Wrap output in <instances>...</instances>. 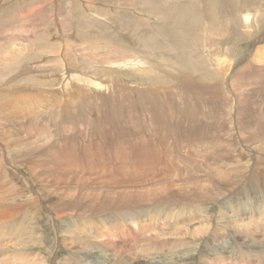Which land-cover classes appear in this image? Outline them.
Returning <instances> with one entry per match:
<instances>
[{"label":"rangeland","instance_id":"obj_1","mask_svg":"<svg viewBox=\"0 0 264 264\" xmlns=\"http://www.w3.org/2000/svg\"><path fill=\"white\" fill-rule=\"evenodd\" d=\"M245 14L250 15V33L240 25V18ZM185 35H188L187 40L184 39ZM205 37L211 44H204ZM65 44L78 50L90 49L97 53L112 47L118 49L119 54L116 56H121V59L139 56L137 58L156 60L159 70L163 71H156V79L141 77L129 71L114 72L112 75L119 79L118 90L122 93L129 92L134 86L152 87L148 83L151 81L174 88L179 84V79L182 80L186 75L201 81L210 80L212 75L209 73L208 64L201 62L196 65L192 62V57L197 51L203 55V48L209 47L213 57L227 53L230 68L225 73L226 81L221 86L223 96L230 101L225 115L232 125L231 136L235 142V150H231V154L220 165L225 166V175L229 179L238 178L240 183L232 186L226 184V181L221 182L220 178L216 179L222 184L220 187L224 190L221 193L224 195L212 192V201L206 202L208 204L200 203L202 213L198 211L193 214L190 211L191 215H183L175 210L174 217H164L160 213L155 218L151 199L144 204L145 213L142 215L132 213L131 216L129 213L123 218L111 209L108 211L110 214L106 212L93 217L80 214L81 217H77L68 211V220L67 216L61 218L52 210L53 206L49 203L58 196L49 192L48 182L62 184L79 179L91 183L101 182L102 177L98 178L96 173L100 171L103 174L111 168L108 174L112 175L113 183L127 186H104L98 190L101 194L113 190L121 192L123 188L129 195L135 193L153 198L164 185H151L155 181L148 185L143 180L149 179L153 172L148 173V176L145 173L147 177L144 178V173L123 168L118 159H111L109 166L101 167L104 171L97 168H90L92 170L89 171L84 165L59 164L62 160L51 163L52 158L48 157L39 158L34 165H20L14 163L15 155L1 154L0 203L16 206L22 202L25 207L21 210L18 205V209L15 208L13 214H10L11 217H8L9 221H0V264H37L36 261L40 260L38 264H264V190L260 189L258 195L248 193L241 196L239 204L227 200L234 198L237 190L244 187L256 166L260 170L264 168L260 164V161L264 162V144L257 141L255 144L249 143L240 134L239 127L238 130L233 127V123H237L236 101L241 93L235 89L233 92L234 87L231 84L234 73L249 61V54L264 45V0H0V142L11 138L19 140L21 145L28 148L36 141L39 145L48 144L52 138L42 136L41 133L44 129L53 130L56 117L51 118L44 113L48 110L60 111L59 104L69 101L68 99L71 104L78 102L71 95H64L59 91L62 89L63 73L56 55L65 51ZM100 46H104V49ZM69 53L68 58H76L78 63L75 64H79L80 69L91 66V61L84 60L79 63L81 52L78 53L70 47ZM175 53L179 59L185 60L183 65L176 66L177 63L172 57ZM110 54L104 55L113 56ZM7 62L10 64L6 65ZM153 67L156 65L153 64ZM140 82L143 84L139 85ZM259 87L258 90H264V84ZM258 102L261 100L258 99ZM253 109H257V105ZM77 112L81 114L79 110ZM42 114L45 116L41 117ZM26 117L31 120L25 122ZM77 119L79 120L78 113ZM69 128L71 125H67L63 134H71ZM31 129L32 132L29 131ZM80 135L83 136L80 139L88 141L84 137L85 133ZM1 145L4 147V140ZM203 153L196 151L195 158L193 156L191 159L195 160L197 171L200 170L198 175L201 172H210L201 167L203 164L200 163L205 157ZM191 160L184 165H188ZM57 164L63 166L59 167ZM176 166L183 171L185 169L183 164L177 163ZM208 167L212 170L210 175L213 176L214 173L216 177L219 174V167ZM140 179L142 181L138 183L137 180ZM60 187L66 189L64 185ZM117 197L118 194L115 193L114 198ZM188 210L191 208L188 207ZM108 215L112 216L111 219ZM186 231L190 233L186 234ZM191 232H195L194 235ZM18 253L21 254L20 257Z\"/></svg>","mask_w":264,"mask_h":264},{"label":"bare ground","instance_id":"obj_2","mask_svg":"<svg viewBox=\"0 0 264 264\" xmlns=\"http://www.w3.org/2000/svg\"><path fill=\"white\" fill-rule=\"evenodd\" d=\"M240 19V25L242 24L245 31L250 33V15L245 14ZM184 39L187 40L188 35H185ZM205 39L206 42L204 44H211L207 37H205ZM181 40L184 42L182 38ZM206 45L204 46L207 47ZM65 46V51L60 55H56L58 66L61 67V72L63 73L61 80L62 89L59 91L63 92L64 95H71L73 99H75V102H78L71 104L70 99H68L69 101L66 100L65 103L63 102L59 104L60 111L56 112L55 110H48L44 113L50 115L49 117L51 118H54V116L56 117V120L52 125V127H54L53 130L48 131L44 129L41 133L42 136H49L52 138L48 144L39 145V142L37 141L33 143L30 142L31 146L28 148L26 145H21L19 140H11V138L3 139L5 145L4 147L2 145V147L0 146V156L5 153H8L9 156L15 155V160L13 161L15 164L20 165L30 163L34 165L39 158L48 157L52 158L50 159L52 160L51 163H56L58 160H62L59 164L65 166L67 164L68 166L73 164V166L84 165L89 171L92 170L90 168H97L104 171L101 167L109 166L111 159H118L119 163H121L122 167L125 169H134L135 171L144 173V175L147 173V176L148 173L153 172V174H150L151 177L149 179L147 178L146 180H143L147 181L148 185L155 181L151 185L163 184L164 186L161 190L159 189L160 191L156 193V195H153V198H149L148 196L143 197L141 195H136L135 193L129 195V193L123 189L126 188L125 186L127 185L122 183H120L122 185H116L113 183L112 175L108 174V171L111 168L107 169L103 174L99 173L100 171L96 173L98 178L102 177L103 180L101 182L95 181V183H91L84 179L76 180L77 178H74L76 181H67L62 184L48 182L47 186L49 187V192L58 196L56 200L51 201L49 204L53 206L52 210H54L59 217L67 216L68 219L69 216L66 215V212L68 214V211H70L71 214L77 215V217L78 215L80 216V214H83L84 216L86 215L87 217H93L106 212L110 214L108 211L111 209L115 213L120 214L123 218L129 215V213L131 216L132 213H134L133 215H142V213H145L144 204L150 202L151 199L153 200L150 204H154L153 214L155 218H157L160 213L164 217H170L175 214V210L183 213V215H191V212L193 214H196L198 211L201 212L200 203L212 201L214 192L222 194L221 192L224 188L220 187L222 184L218 183V178H220L221 182L225 183L226 181V184L232 186H236L240 183L238 178L229 179V177L225 175L227 172L224 171L225 166L223 167L220 165L224 163L228 155L231 154V150H233V152L235 150L233 148L235 142L232 140L231 136L232 125L227 121V116L225 115V110L230 104V101L223 96L221 86L225 83V73L230 68L228 64L230 60L227 53H225L224 56L219 54L218 56L213 57L209 47L208 49L203 48V55H200L198 51L195 56L192 55L194 61L190 58L194 64L196 63V65L201 62L208 64L207 67H209V73L211 72V78L215 81H212V79L207 81L202 79L203 81H201L200 79H196V77L186 75L184 78L182 77V80L179 79V84L174 86V88L172 86H163L158 81H151L148 83L152 87L139 88V86H134L129 92L126 91L125 93H122L118 90L120 88V85L118 84L119 79L114 78L112 75L114 72L119 73V71H129L141 75V77L156 79L158 75H156V71L163 72L159 70V64L155 62L156 60L154 59L155 61H152V59L143 57L137 58L139 56L136 57L133 55V57H127V59H124V57L121 59V56H116L119 54L118 49H112V47H108L109 50L107 51V48L105 47V52L97 53L90 49L85 48L86 50H78L77 48L75 49L73 46H70L78 53L81 52L79 55L80 58H78L80 59L79 63L84 60L91 61V66L88 65L89 67L80 69V65L75 64L76 58H74L75 60L68 58V55L71 53H69L70 47L68 44H65ZM254 50V53L249 54L248 57H250V59L246 65L234 73L231 78V84L232 87H234L233 92L235 89L241 93L237 98L238 101H236L237 123L234 122L233 127L237 130L239 127L240 134L249 143L254 142L255 144L257 141L260 144H264V90H258V88H260L259 86L264 84V45L260 48L257 47ZM251 52L253 51H250V53ZM104 54H110L113 56H105ZM172 57L177 63L176 66L183 65L182 62L185 60L182 58L179 59L180 57L178 54L175 53ZM2 60L4 59L2 58ZM8 63L10 64V62H7L6 65ZM153 64L156 65V67H153ZM216 77L220 78L216 79ZM124 84H126V81ZM140 84L143 83L140 82L139 85ZM117 96L121 98L118 99ZM258 99H260L261 102H258ZM255 105H257V109H253V106ZM78 110L81 112V114L77 112L79 114V120L77 119L76 113ZM42 115L41 117L45 116ZM28 120L31 119L28 117L24 118L25 122ZM65 122L68 124H65ZM67 125H71V128H69L71 134L65 135L63 132L65 128H67ZM52 127L50 126V129ZM29 131L32 132V129ZM48 132H51L52 135L48 134ZM83 133H85L84 137L88 139L87 142L80 139L82 136L80 134ZM3 140L0 144L3 143ZM199 150L205 154L203 162L200 163L203 164L201 167L206 168L210 172H212V170L208 166L219 167V174L216 175V177L214 173H212V176L208 171L206 173L201 172V175H198L200 170L197 171L196 168L198 166L195 167V160L191 159L193 156L195 158V152ZM189 160H191V162H189L188 165H184V163ZM211 161H213L212 164L208 165ZM177 163L183 164L185 168L184 171L176 166ZM260 164L264 165V162L262 163L260 161ZM63 165L58 166L62 167ZM54 166H56V164H54ZM191 167L193 169H191ZM259 168L257 169L256 166L244 187L237 190L233 195L234 198L230 197V199L227 200H233L239 204L241 196H246L248 193L258 195L260 189L264 190V168L261 170ZM127 173L129 174V172ZM147 176L145 175L144 178ZM225 176L227 178H225ZM137 181L139 183L142 180L140 179ZM131 182L132 181H130V183ZM63 185L66 188L65 190L60 187ZM111 185L123 187L122 191H106L102 194L98 192V190L104 188V186L108 187ZM42 187L46 188V186ZM187 187L189 188L187 189ZM77 189L80 191L76 192ZM115 193L118 194L117 198H114ZM28 204L30 203H27V205ZM18 205L21 210L25 207V204L22 202L17 203L16 206H14V204L0 203V221H9L8 217H11L10 214H13L15 208L18 209ZM188 207L191 208V210H188ZM16 213L17 212H15L14 215H16ZM146 213H148V211H146ZM110 217L112 216L108 215V218ZM5 223L6 222H4V225ZM198 229H196V231L200 232ZM188 233H190V231H186V234ZM194 233L192 235H194ZM148 234L151 233L148 232ZM93 245H95V243ZM235 247L237 248L238 246ZM109 248L110 247H108V249ZM5 251L7 250L5 249ZM91 254H93V252ZM19 255L21 254L18 253V256ZM34 256L35 255L33 254V257ZM34 258L36 259V256ZM21 259L22 262H24L22 257ZM38 262L36 261L37 264Z\"/></svg>","mask_w":264,"mask_h":264}]
</instances>
